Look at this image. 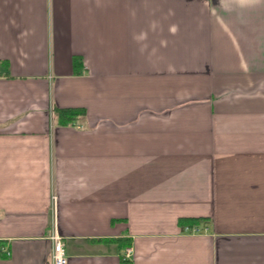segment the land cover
Wrapping results in <instances>:
<instances>
[{
  "label": "crops",
  "instance_id": "obj_1",
  "mask_svg": "<svg viewBox=\"0 0 264 264\" xmlns=\"http://www.w3.org/2000/svg\"><path fill=\"white\" fill-rule=\"evenodd\" d=\"M55 224L69 264H264V0H0V264Z\"/></svg>",
  "mask_w": 264,
  "mask_h": 264
},
{
  "label": "built area",
  "instance_id": "obj_2",
  "mask_svg": "<svg viewBox=\"0 0 264 264\" xmlns=\"http://www.w3.org/2000/svg\"><path fill=\"white\" fill-rule=\"evenodd\" d=\"M57 195L52 196V209L53 213L56 215L57 213ZM182 232H188V233H200L203 228H200L198 225L189 226L184 225L181 226ZM50 239L52 241V263L53 264H69V258L66 254L65 250V244L63 241V238L61 234H59L56 224L54 225V230L52 235L50 236ZM122 261H124L126 264H131L133 262V248L131 246H128L125 248L124 253L121 256Z\"/></svg>",
  "mask_w": 264,
  "mask_h": 264
},
{
  "label": "trees",
  "instance_id": "obj_3",
  "mask_svg": "<svg viewBox=\"0 0 264 264\" xmlns=\"http://www.w3.org/2000/svg\"><path fill=\"white\" fill-rule=\"evenodd\" d=\"M73 64H74L75 70L78 71L82 63L79 61V58L75 57L73 59ZM84 114H85V110L79 107H55L54 109V116L56 119V124L60 126L73 125L79 119V117H81ZM204 220H206V218H203V217L181 218L179 220V224L181 226H184V225L194 226V225L201 224L202 221ZM118 240L122 242L121 244L122 247H127L130 245V240H127L124 238L123 239L120 238Z\"/></svg>",
  "mask_w": 264,
  "mask_h": 264
}]
</instances>
